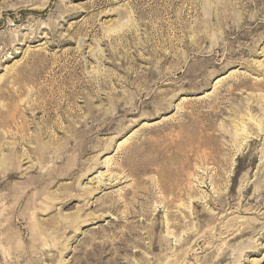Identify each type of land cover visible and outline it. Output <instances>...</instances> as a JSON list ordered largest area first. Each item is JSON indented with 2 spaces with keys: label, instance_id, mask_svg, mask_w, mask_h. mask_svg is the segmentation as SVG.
Segmentation results:
<instances>
[{
  "label": "rangeland",
  "instance_id": "obj_1",
  "mask_svg": "<svg viewBox=\"0 0 264 264\" xmlns=\"http://www.w3.org/2000/svg\"><path fill=\"white\" fill-rule=\"evenodd\" d=\"M0 264H264V0H0Z\"/></svg>",
  "mask_w": 264,
  "mask_h": 264
}]
</instances>
